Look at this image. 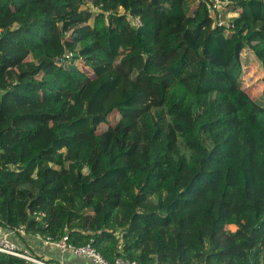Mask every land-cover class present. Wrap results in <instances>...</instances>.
Returning a JSON list of instances; mask_svg holds the SVG:
<instances>
[{"label":"trees","instance_id":"16d2710c","mask_svg":"<svg viewBox=\"0 0 264 264\" xmlns=\"http://www.w3.org/2000/svg\"><path fill=\"white\" fill-rule=\"evenodd\" d=\"M250 57L264 83V0H0V228L108 262L264 264Z\"/></svg>","mask_w":264,"mask_h":264},{"label":"built area","instance_id":"2783aa9c","mask_svg":"<svg viewBox=\"0 0 264 264\" xmlns=\"http://www.w3.org/2000/svg\"><path fill=\"white\" fill-rule=\"evenodd\" d=\"M220 5L221 2L215 1L212 7L215 10H218ZM133 24L136 26L140 25L138 18L133 21ZM35 216L41 219L44 217V214L37 213ZM11 234L23 237L26 235L25 228L23 226L18 227L15 230L0 228V253L21 258L28 264H55L47 259L34 255L27 249L19 248L9 239ZM33 237L42 241V243L46 246L54 247L60 253H69L75 257L90 260L92 264H137L135 261H129L122 258H116L113 262H108L103 259L90 245L76 247L67 241L66 236L62 237L58 241L51 239V237H44L39 234H34Z\"/></svg>","mask_w":264,"mask_h":264},{"label":"crops","instance_id":"0c3cea01","mask_svg":"<svg viewBox=\"0 0 264 264\" xmlns=\"http://www.w3.org/2000/svg\"><path fill=\"white\" fill-rule=\"evenodd\" d=\"M9 239L19 248L27 249L36 256L47 259L55 264H92L90 260L75 257L69 253H60L52 246H46L42 241L31 235L23 237L11 234Z\"/></svg>","mask_w":264,"mask_h":264},{"label":"rangeland","instance_id":"374dc122","mask_svg":"<svg viewBox=\"0 0 264 264\" xmlns=\"http://www.w3.org/2000/svg\"><path fill=\"white\" fill-rule=\"evenodd\" d=\"M248 67H249L248 76L252 82L247 84V88L250 90V94L257 100V102L264 105V100L262 99L263 98L262 94L264 90V83L262 82V78H261L262 74L258 63L253 57L249 58ZM188 87L191 91L195 90L194 85H189ZM226 229L228 231L235 230V228L232 226L227 227Z\"/></svg>","mask_w":264,"mask_h":264}]
</instances>
